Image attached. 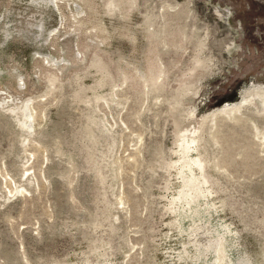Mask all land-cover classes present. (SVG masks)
<instances>
[{
  "label": "rangeland",
  "instance_id": "1",
  "mask_svg": "<svg viewBox=\"0 0 264 264\" xmlns=\"http://www.w3.org/2000/svg\"><path fill=\"white\" fill-rule=\"evenodd\" d=\"M257 84L264 0H0V264H264Z\"/></svg>",
  "mask_w": 264,
  "mask_h": 264
},
{
  "label": "bare ground",
  "instance_id": "2",
  "mask_svg": "<svg viewBox=\"0 0 264 264\" xmlns=\"http://www.w3.org/2000/svg\"><path fill=\"white\" fill-rule=\"evenodd\" d=\"M252 86V85H251ZM256 96V97H254ZM259 100L261 105H262V111L264 112V85H258L253 87L252 90L250 91H244L243 94L241 95L240 97V100H237V101H234V102H229V103H226L224 104L223 106L215 109L213 111V113L211 114L212 116V119H213V122L215 124V122L217 121V118L218 117H225L226 119H241V115L243 116V110L247 107L248 104H251L253 101H256ZM241 117V118H240ZM222 119V118H221ZM263 134V132H261ZM259 134V133H258ZM264 135V134H263ZM260 136V134H259ZM261 139L263 140L264 137L262 136ZM193 142V139L191 140ZM263 144H264V141H263ZM194 166H197L199 171L201 170V166L199 164L198 161H195L194 162ZM197 169V170H198ZM196 172V171H195ZM199 173V172H198ZM199 175V174H198ZM197 175V176H198ZM199 178V177H198ZM200 184H202L200 182ZM204 187V186H203ZM207 191V190H206ZM209 194V193H208ZM225 226V225H224ZM226 227V226H225ZM227 228V227H226ZM224 228V229H226ZM233 233V232H232ZM224 241V240H223ZM220 242V241H219ZM219 245V243H218ZM221 246V245H220ZM224 248V247H223ZM231 248V247H230ZM223 250V249H222ZM220 248H219V255H218V260L219 261H222V259H224V251H222ZM224 252V253H223ZM238 254V253H237ZM217 255V254H216ZM236 255V254H235ZM241 255H239L240 257ZM227 257V256H225ZM216 258V260H217ZM224 261V260H223ZM222 261V262H223ZM228 261V260H227ZM225 262V261H224ZM216 264V263H215ZM226 264V263H225Z\"/></svg>",
  "mask_w": 264,
  "mask_h": 264
}]
</instances>
